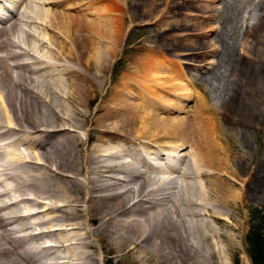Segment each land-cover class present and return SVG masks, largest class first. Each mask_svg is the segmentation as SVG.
Listing matches in <instances>:
<instances>
[{
    "label": "bare ground",
    "instance_id": "obj_1",
    "mask_svg": "<svg viewBox=\"0 0 264 264\" xmlns=\"http://www.w3.org/2000/svg\"><path fill=\"white\" fill-rule=\"evenodd\" d=\"M9 1L16 10L0 21V35L3 36L10 33L7 29L17 27V16L21 13L31 18L29 0ZM41 3L42 9L43 3H51L50 7H60L57 8L58 12L50 7L45 8V11L39 9L42 12L39 18L47 36L43 42L51 46L47 51L49 54L40 53L38 46H27L26 41V46H18L22 51L17 56L13 50H7L11 49L6 44L7 41L0 42V49L4 51L0 54V171L10 167L9 173H6L11 180L9 185L2 184L3 192L0 193V264H97L99 259L92 256L96 245L89 242L90 239L114 257H130L136 264L236 263L231 245L234 237H229L225 232L227 229L222 230L219 225L221 220L228 221L230 216L235 217L227 212L223 217L222 209L232 205L236 195L231 194L230 184L228 186L224 181L220 183L215 178L213 188L217 201L197 203L192 194L195 190L204 192L207 183L194 180L189 183L190 175L187 171L191 162L197 170L203 165L213 167V173L221 169L226 171L227 165L222 158L228 147L224 146L223 141L216 143L219 126L214 121L213 109L206 102L202 104L199 101L198 112L193 115L191 122L165 118V122H162L165 123L163 135L156 137L137 131L132 126L140 123L139 129L146 132L151 127V121L159 119L157 113L168 112L174 107L168 103L156 104L143 93L138 95L143 100L142 103H132L127 99L130 96L125 91L119 94L118 90L116 101L107 106L106 114L99 120H92V128L85 138L74 128H85L87 114H79L81 120L75 122L61 115L64 111L57 114L58 122L49 118L54 116L52 107L46 108L45 105L50 97L49 93L59 94L67 89V97L75 94L86 99L90 88L88 83L91 79L77 70L78 63L71 65L74 69L72 73H67L65 65L73 60H81L85 65L93 63L95 72L92 76L97 77L98 71L104 68L105 61L110 59L107 49L111 47L107 44L110 41L108 36L105 37L106 40L103 36L100 41L93 40L92 19L86 13L84 19L70 14L71 5H65L68 3L66 0H42ZM260 13L261 15L258 13L256 16L257 20L261 17L264 19V12ZM104 20L98 26L102 35L106 34L108 28ZM255 21L252 22L255 26L262 22L261 19L256 23ZM50 27L51 30L56 29L55 37L48 33ZM26 33L31 35L30 31ZM64 33L69 35L64 38ZM214 39H220L218 34ZM41 41L39 42L42 43ZM260 45L258 49L264 53V43ZM184 55L192 60L191 53ZM23 57L31 61L21 62ZM67 58L73 59L66 60ZM155 62L158 61L148 62V66L154 65L161 69L157 63L158 66H155ZM234 67L235 70L238 69L237 66ZM259 70L264 72L262 68ZM157 71L159 70H152L153 73ZM36 72L52 76L47 91L34 89V77L31 74ZM238 72L243 74L241 69ZM246 73L253 85L264 88L262 75L253 70ZM178 74L187 80L184 71ZM158 80L160 78L155 77L152 82ZM168 84H172V89L177 87L174 83ZM186 85L185 94L193 95L190 83L187 82ZM234 98L232 96L231 100L234 101ZM87 101L89 103L90 99ZM82 105L80 103L78 107ZM103 108L104 105L99 106L98 111L101 112ZM231 109L235 110V107ZM201 111L207 114L203 116ZM123 125L125 131H121ZM171 140H179L184 144L189 142L192 149L191 156L188 154L189 161L185 159L187 153H181L179 158L173 157L172 151H176L175 146L179 147L181 143L174 146ZM159 153L160 158L156 156ZM155 159L163 160V164H156ZM173 159L176 162L179 160L178 167L171 163ZM139 166L146 171L141 172ZM260 168L263 170V167ZM260 171L261 169L255 174H260ZM172 173L181 178L180 183L176 184L177 193L173 196L172 192L175 191L169 192L163 187L164 194L157 196V189L153 185L161 187V184L175 182L171 177ZM199 175L212 176L204 172ZM257 175L248 185L251 191L256 190L253 197L264 195V175L261 178ZM214 190L212 189L213 192ZM7 193H10V198H19L16 200L18 202L7 204L3 197ZM145 193L152 198H147ZM170 196L173 199L169 200ZM21 198L23 199L20 200ZM176 199L179 203H175ZM184 204L188 209L192 205L194 208L200 205L202 212L191 210L190 218H187L181 208ZM220 206L222 209H218ZM18 216L27 220L24 223L17 222V226H10L9 221ZM49 234H53L54 238ZM29 236L34 237L37 242H26ZM6 241H9L10 247ZM54 248L68 250L67 255L47 258L41 253H48ZM244 258L242 257V262L246 264Z\"/></svg>",
    "mask_w": 264,
    "mask_h": 264
},
{
    "label": "rangeland",
    "instance_id": "obj_2",
    "mask_svg": "<svg viewBox=\"0 0 264 264\" xmlns=\"http://www.w3.org/2000/svg\"><path fill=\"white\" fill-rule=\"evenodd\" d=\"M29 1L31 2L28 3L31 8V18L24 13L20 15L17 13L19 15L16 20L17 27L7 29L10 30V33L6 36L0 35V42L3 41L5 43L7 41L6 44L11 48L7 50H13L17 56L22 51L18 46L24 47L26 44H28L27 46H38L40 53L45 54L46 52L49 54L47 51L51 49V46H47V43L43 42L47 39V36L39 18V15L42 14L39 9L45 11V8L50 7L51 3H43L44 8L42 9L40 7L42 6V0ZM3 2L8 3L9 1ZM66 2L68 3H65V5H71L70 14L78 16V19H84L86 13L88 14L87 17L92 19L93 40L100 41V38L104 37L105 39L108 36V41L110 40L113 43L111 44L110 41L107 43L111 47V49H107L110 59L105 61L104 68L98 71L97 74L99 76L97 77L95 75L94 77L92 76L95 72L93 63L85 65L81 60V62L66 61L68 62L66 64L68 67L65 65L66 69H68L67 73H72V66L78 63L77 70L84 76L88 75L91 79L88 83L90 88L86 99L84 96L75 94L67 97L68 92L65 88L63 93L59 90L58 92H61L59 94L48 92L50 97L48 101H45L47 103L45 105L46 108L51 106L53 109L51 110L54 112V116L52 115L53 117L49 118L56 120L57 114L60 111H64L65 115H61L75 122V120H81L79 114H87L85 128L81 130L74 128L79 135L85 138L92 128V120L95 119L97 121L102 115H105V110L108 109L107 106L112 105L116 101L120 92L123 93L125 91L130 96L127 99L132 103H142L143 100L139 96L143 93V95L149 96L150 101L156 104L168 103L174 107L173 110L168 112L157 113V118L159 119L151 121V127L146 132L139 129L141 127L140 123H137V126H132L137 131L151 137L155 135L156 137V135H163L162 129L165 125V123H162L165 122L163 119H182L191 122L193 115L198 112L199 101L202 104L203 102L209 104L214 111L212 113L215 117L214 121L219 126L217 127L216 143L220 144L223 141L224 146L228 147V149H225L228 154L225 153L222 158L226 162L225 165L227 167L226 171L221 169L217 173H213V167L207 166V168L201 165V169L197 170L191 162L187 166V171L190 175L189 183H192V180L198 183L203 181L207 183L204 192L195 190L192 197L197 203L208 204L206 202L208 200L217 201L213 188L215 178L220 183L224 181L228 186L230 184L231 194L233 196L236 195L235 201L233 200V204L224 209L221 206L218 209H222L223 217H225L224 213L226 212L235 216L234 218L230 216L231 218L228 221L221 220L219 223L221 228H223L222 230L227 229L225 232L229 237H234L235 241H231L236 258V263L234 264H243L242 257L244 258V256L246 264H264V252H262L264 251V195L253 197L252 195H256V190L251 191L248 188V185L251 184V181L257 175L255 173H258L261 169L263 172L260 171L257 176L261 178L264 175V88L253 85L251 79L248 78L249 75L246 73L253 70L264 78V72L259 70L260 68L264 70V53L258 49L261 47L260 43H264V19L261 17L262 22H259L257 26L252 23L255 20V23L260 20H257L256 16L258 13L261 15L260 12H264V0H227V2L225 0H221V2L218 0H66ZM50 8H52L51 10H57L58 7ZM6 13L5 10H0V15ZM103 20L109 28H107V35H102L98 27L102 24L100 21ZM262 23L263 25H261ZM113 24L116 26L114 25V27ZM251 25L253 26L251 27ZM115 29L117 31H114ZM52 30L50 27L48 33L51 34V37H55L56 29ZM26 31H30L31 35L27 34ZM113 31L115 34L112 33ZM32 33L34 36H32ZM78 33L81 34L80 31ZM217 34L220 37L218 41L214 39ZM68 35V33H64L63 37L66 38ZM40 39L43 40L41 41ZM3 53L4 51L2 52L0 49V54ZM190 53L192 60H189L190 57L184 55H190ZM63 54L65 53L63 52ZM27 57H23L20 61H31ZM30 58L32 57L30 56ZM68 59L72 60L73 58H67L66 60ZM154 61H158L155 62V66L159 65L161 69H157L154 65L153 67L148 66V62L153 63ZM234 65L241 69L243 74L239 73L238 69L235 70ZM153 69L159 71L153 73ZM182 70L185 72L187 80L178 74L179 72L182 73ZM31 75L34 77L32 81L34 89L38 91L48 90L49 80H52V76H43L40 75V72ZM154 76L159 77L160 80L152 82L155 78ZM171 77H174L175 80H170L169 78ZM191 79L192 81H190ZM187 82L190 83V86L192 85L191 87L189 86L190 92L194 90L191 96L184 92L187 88ZM168 83H174L177 87L172 89V84ZM237 87L238 90H236ZM240 89L241 91H239ZM232 96L234 101H232L233 99L231 100ZM183 97L185 98L183 99ZM88 99H90L89 103H87ZM80 103L83 105L78 107ZM103 105V110L101 112L98 111L99 106ZM232 105H234L235 110L231 109L234 108ZM200 113L203 116L207 114L205 111ZM56 122L58 121L56 120ZM65 123L71 126L69 121ZM117 124L120 123L117 122ZM121 131H125L124 125ZM166 140L168 141V139ZM171 141L174 146L177 143L179 145L181 143L179 140H176L177 142L175 140ZM163 142L164 140L160 143ZM88 143H91V141ZM176 146L175 149L177 150H173L171 153L173 157L179 158L181 153H187V158L185 159L189 161L188 154L190 155L192 151L189 142L187 144L182 142L179 147ZM125 149L127 150V147ZM162 153L165 154V152ZM156 156L160 157L161 155L159 153ZM156 161L155 163L159 165L163 163L162 160ZM173 161L176 163L175 167L180 165L179 160L176 162L173 159ZM260 167H263V170ZM139 169L141 172L146 171L141 166H139ZM9 171L10 167H7L3 172L0 171V193L3 192L2 184L9 185L8 183L11 182L7 178ZM202 172L212 176H200L199 174ZM149 175L153 176L155 174ZM171 175L176 180L175 182L171 181L161 184V187L157 184L153 185L157 189V196L164 194L163 187H166L169 192L175 191L172 192V195L175 196L178 190L176 184L180 183L181 178H177L176 173ZM240 194H242V197ZM145 195L147 194L145 193ZM221 195L219 196L221 197ZM173 196L168 199H173ZM3 197L6 199L7 204L12 205L14 202H18L16 200L19 199L10 198V193L4 194ZM146 197L152 198L151 195ZM159 202L164 203V201ZM176 202H178L177 199ZM24 204L20 203V205ZM181 208H183L185 212L183 214L187 218H190L189 213L191 210L202 212L199 209L200 205L195 208L192 205V208L188 209L184 204L181 205ZM14 219L9 221L10 226H17L19 225L17 222L24 223L27 220L23 216L14 217ZM48 236L54 238L53 234ZM29 237L26 242L28 241L32 244L37 242L34 237ZM44 238L48 240L47 237ZM88 241L96 245L95 254L93 253L92 256H95L97 260L99 259L97 264H136L130 257H114L112 253L105 252L104 249L99 248L96 242L91 239ZM6 243L10 247L9 241H6ZM260 250L262 251L260 252ZM67 251L62 248H54L48 253H41L47 258H51L53 256L67 255Z\"/></svg>",
    "mask_w": 264,
    "mask_h": 264
},
{
    "label": "trees",
    "instance_id": "obj_3",
    "mask_svg": "<svg viewBox=\"0 0 264 264\" xmlns=\"http://www.w3.org/2000/svg\"><path fill=\"white\" fill-rule=\"evenodd\" d=\"M262 250H260V252H261ZM260 252H259V254H260ZM262 252H264V251H262ZM256 264V263H255ZM262 264V263H261Z\"/></svg>",
    "mask_w": 264,
    "mask_h": 264
}]
</instances>
